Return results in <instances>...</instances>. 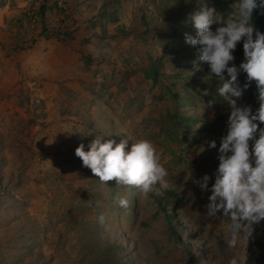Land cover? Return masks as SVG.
Here are the masks:
<instances>
[{
    "label": "rangeland",
    "instance_id": "obj_1",
    "mask_svg": "<svg viewBox=\"0 0 264 264\" xmlns=\"http://www.w3.org/2000/svg\"><path fill=\"white\" fill-rule=\"evenodd\" d=\"M195 1L0 0V264H229L237 254L264 264V221L247 252L229 249L227 221L207 216L211 192L194 183L206 174L215 183L230 116L209 67L186 70L199 55L185 37L196 34ZM218 1L228 12L235 2ZM233 55L229 66L239 67L244 58ZM154 60L156 86L147 75ZM196 70L184 92L193 105H181ZM238 105L255 113L257 88ZM185 117L196 120L188 133L176 125ZM97 136L129 139L126 151L151 141L166 186L143 194L101 183L75 155Z\"/></svg>",
    "mask_w": 264,
    "mask_h": 264
},
{
    "label": "clouds",
    "instance_id": "obj_2",
    "mask_svg": "<svg viewBox=\"0 0 264 264\" xmlns=\"http://www.w3.org/2000/svg\"><path fill=\"white\" fill-rule=\"evenodd\" d=\"M257 9H264V0H235L226 14L211 6L208 0H198L189 15L197 35L185 34L186 43L198 46L194 69L201 63L209 67V75L221 81L217 94L230 107L227 131L218 149L215 183L209 188L211 177L207 174L194 183L202 191L211 192L205 206L207 216L218 217V213H222L221 221H227V247L237 249L242 245L246 252L253 226L264 221V128L260 127L264 124V33L253 23V12ZM213 25H217L215 31ZM242 40L244 61L239 67L229 66L235 60L233 52ZM225 72L230 79H225ZM240 72L246 73L247 77L243 87L238 82ZM252 82L256 84L259 103L255 113L251 106L238 105ZM182 94L180 103L185 98ZM192 105L190 102L186 106ZM128 140L116 144L115 140L105 141L103 136H97L88 145V151L81 143L75 155L103 184L116 180L119 186L135 188L143 194L154 191L157 184L166 186L168 171L153 143L139 139L132 142L130 151H126ZM250 142L253 143L250 145ZM209 146L216 149V141H210ZM114 203L121 208L129 205L128 199L119 194L114 197ZM99 222L105 224L103 214ZM246 260L247 255L241 259L237 254L229 264H245Z\"/></svg>",
    "mask_w": 264,
    "mask_h": 264
},
{
    "label": "trees",
    "instance_id": "obj_3",
    "mask_svg": "<svg viewBox=\"0 0 264 264\" xmlns=\"http://www.w3.org/2000/svg\"><path fill=\"white\" fill-rule=\"evenodd\" d=\"M197 3H198V0L195 1V4H194L195 7H196ZM208 3L211 6L216 7V9L222 13H225V14L228 13L227 6L223 3L220 4V2L218 0H208ZM43 9H44V7H42V11H43ZM253 23H254L255 28L258 31H260L261 33H264V9L254 10V12H253ZM216 27H217V25H213L212 29H216ZM196 35H197V32L193 37H196ZM174 37H176V36H174ZM177 37L179 38L180 35ZM233 53L240 56L241 58H244L243 40L237 44V47ZM196 55L197 54H192V58H191L192 61H190L189 67L186 68L187 71H189V70L194 71L195 70L193 67V60L195 59ZM160 74H161V69H160V65L158 64V62H156L155 60L150 62V65H149L148 70H147V75L149 76L148 78H151V82H152L153 86H156L158 84V82H159L158 77L160 76ZM186 74H187L186 72L182 71V74H180L182 79L186 78V76H187ZM199 75H201V72L196 70L191 75L190 81L193 82L194 79H196ZM238 82L240 83L241 87H243V85L245 83H247L245 81V76L242 72H240V74L238 76ZM191 84L192 83L185 81L184 87H182V92L184 93L186 89H190L191 87L193 88L194 86H196V82H193L192 85ZM254 88H256V84H255V82H252L251 86L244 92V95H243L242 99H240V100H244L245 98L250 97V95L253 93ZM199 90H203L202 85L199 87ZM211 96H212L211 93L206 92V97H208V100L210 99ZM191 101H192L191 99L184 98V99H181L180 104L186 106V105L190 104ZM194 123H195V120L191 119V117L181 118L178 121H176V125L179 126V128H181L184 133H188L190 130H192ZM227 127L228 126L224 127V129L222 131V133L224 135L226 134ZM167 194L170 195V194H172V192L167 191L166 195Z\"/></svg>",
    "mask_w": 264,
    "mask_h": 264
}]
</instances>
